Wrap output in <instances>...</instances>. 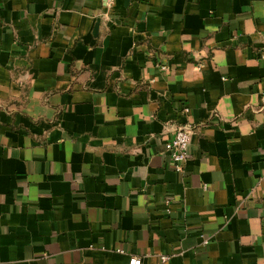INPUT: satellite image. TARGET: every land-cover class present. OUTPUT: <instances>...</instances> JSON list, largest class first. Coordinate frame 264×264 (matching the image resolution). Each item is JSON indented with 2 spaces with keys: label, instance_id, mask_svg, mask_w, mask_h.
<instances>
[{
  "label": "crops",
  "instance_id": "obj_1",
  "mask_svg": "<svg viewBox=\"0 0 264 264\" xmlns=\"http://www.w3.org/2000/svg\"><path fill=\"white\" fill-rule=\"evenodd\" d=\"M132 256L264 264V0H0V264Z\"/></svg>",
  "mask_w": 264,
  "mask_h": 264
},
{
  "label": "built area",
  "instance_id": "obj_2",
  "mask_svg": "<svg viewBox=\"0 0 264 264\" xmlns=\"http://www.w3.org/2000/svg\"><path fill=\"white\" fill-rule=\"evenodd\" d=\"M113 0H107L108 4H112ZM162 70L167 69V66H160ZM201 68V65L198 66ZM187 111V109H184ZM190 147V129L187 126L177 128L164 143V153L168 156L173 168L176 171H181L183 163L186 161ZM203 243H208V238L202 237ZM166 257L164 256L163 259ZM128 264H141L139 257L132 256L128 260Z\"/></svg>",
  "mask_w": 264,
  "mask_h": 264
}]
</instances>
